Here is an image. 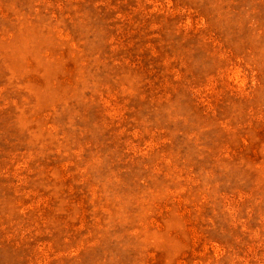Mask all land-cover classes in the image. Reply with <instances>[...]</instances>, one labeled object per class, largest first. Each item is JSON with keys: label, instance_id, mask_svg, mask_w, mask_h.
<instances>
[{"label": "rangeland", "instance_id": "374dc122", "mask_svg": "<svg viewBox=\"0 0 264 264\" xmlns=\"http://www.w3.org/2000/svg\"><path fill=\"white\" fill-rule=\"evenodd\" d=\"M0 264H264V0H0Z\"/></svg>", "mask_w": 264, "mask_h": 264}]
</instances>
